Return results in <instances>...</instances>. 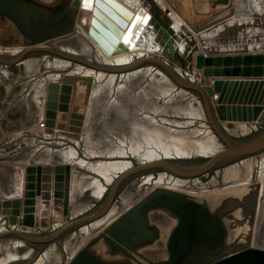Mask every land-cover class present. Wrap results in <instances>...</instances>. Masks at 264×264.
I'll use <instances>...</instances> for the list:
<instances>
[{"label": "bare ground", "instance_id": "obj_1", "mask_svg": "<svg viewBox=\"0 0 264 264\" xmlns=\"http://www.w3.org/2000/svg\"><path fill=\"white\" fill-rule=\"evenodd\" d=\"M141 14L143 15V18L140 20L139 26L136 27L135 33L140 34L142 42L143 40H146V43L145 45L139 43V46H137L136 48L137 49L143 48L158 52V45L155 43L154 35L150 31H148L149 15L139 12L137 22L139 21V16ZM145 17L147 18V22H145L144 20ZM177 17L179 18L178 15ZM226 22H225L226 25H228L229 27L232 26L231 21H226ZM234 26H242L245 27L242 30H247L251 26V23L242 22ZM223 29H224V25L220 27L214 26L213 28L208 29L205 33H201L199 35L196 34L198 40L200 39L199 42L201 41L202 43H200L201 47L199 48V50L194 53L193 64H195L196 59L200 55L206 57L214 53L215 50L210 51L209 49H207L206 43L210 40L209 37H213L214 39L213 34L216 32L220 33L221 31H223ZM261 32L264 33V31ZM135 33L133 34V38L136 36ZM71 37H76L78 38L79 41L87 40L84 31L82 29L77 28L76 26L73 32L59 36L56 39L46 41L38 46H32L28 48L23 46L3 47L0 45V61L3 59H6L7 63H10V61L11 62L15 61L16 65L25 67V70L29 74V75L26 74L27 77L28 76L32 77L30 79V82H27V79L24 82L26 85L25 93H28L29 91H33V93L34 92L36 93V90L39 91L41 89L46 91L50 83L51 84L53 83L51 81H53L54 79L60 80L62 78L63 81H65L64 78H70V79L73 78V80L76 81L75 85L72 86L73 88L72 90L75 93L74 96L76 102L79 100L77 102L78 104L79 102L86 103L88 107V112H87V114L89 115L87 116L88 122L85 125L86 128L84 130L86 134L88 133L89 139L91 140L92 138H94V133L91 130L93 128V124L95 123L97 124L101 122L103 129L107 128L108 131H113L110 133L111 136L112 134H114L115 136H119L118 134L121 133V135L127 137L126 138L127 140L130 139L131 141L130 143H128L127 140L123 139L124 141L121 142L123 145L121 147L118 145L117 151L111 150L110 148H109L110 152L105 148L102 149L101 151L96 150L94 152L91 149L86 150L91 152V155L92 154L94 155L96 153L95 157L99 155L105 158L101 162L92 163L88 161L89 159L86 160L79 157L75 149L69 147L63 149L62 147L63 145H65L63 143L66 142V141L62 142L64 139H68V140L70 139L75 143H78L80 140L84 139L82 135L85 136V134L82 133L78 135L76 132H75L76 134H74V132L73 134L70 133L68 134L67 132L66 133L60 132L62 134L60 135L57 134V137L59 136V138L57 137L55 138V139H59L57 142H51L50 144H46L41 149L38 148L39 149L38 151L35 150L34 152H32L33 154L31 159L33 161V164L37 165V167H41V164L43 163H50L54 167L58 164L70 166V171L72 167L87 168L88 170L99 173L100 176L105 178L107 183H110L111 181L113 182L115 178L116 179L119 178L121 174L125 173L126 170L130 169V167L132 168V165H134L133 162H138L140 165V164L159 161V160H184L194 157H210L212 155H215V153H218L222 149V145L218 142L217 137L211 132L212 130L207 128L208 117L205 113L202 99L198 95L193 94L192 92H189L184 88H180L182 87V85L178 84L177 86L176 85L177 83L174 81V79L170 77V75H168V73L165 70L157 67L154 64L156 63L161 64L166 69H171V71H173L178 77L179 75H182L183 77H187V79H189L188 80L189 83L195 82L196 84H198V86L204 87L206 86L205 85L206 78L204 75H202L201 72L197 70L196 67L189 68L188 66L187 68L182 69L179 64L177 65L173 64L171 60L168 62V59L164 58L163 56L162 58L150 56L147 54L146 51L138 54L136 53L128 54L127 52H124L120 55H115V57H112L107 55L101 48L97 49L94 45H90L86 42H85L86 44H84L83 42L79 43V41H73ZM129 37L130 34L129 36H126L125 40L132 44L133 41L129 39ZM225 40H227V43H233L231 37H228ZM262 51H264V49ZM23 53H25L26 56L21 58V60L18 59V57L21 56ZM39 53L42 54L49 53L52 55H57L59 57L54 58L55 60H52L51 56L49 57L48 55H42L40 58L31 57ZM241 53H249V52H241ZM62 57L74 58L78 60L81 59L87 65L84 66L81 64H74L70 60L64 59ZM142 58L150 59L149 61H147V63L149 64L142 63L143 66L141 67H146V68H141V69L138 68L137 70L134 69L133 71L126 73H116V74L104 73L101 71H95L94 69L87 67L90 66L89 64H95L103 67L119 68V66L130 65L133 61H137ZM44 63L46 65L44 68L46 71H43L42 72L43 74L42 73L38 74V72L41 71L39 70L41 64ZM8 66L9 65L7 64L0 63V74L4 72V70L2 69H7ZM216 76H220V75H216ZM249 76L250 75L241 76V77L248 78ZM216 82L217 81H215L214 83ZM213 88L215 90H218L219 88L221 89L222 86L220 87V84L216 83L213 85ZM23 93L24 92H22V94ZM29 93L31 94V92ZM155 93L157 96L155 95ZM159 101H162L165 107H168L170 109L169 112L170 111L173 113L179 112L181 114L185 112V115L192 117L190 119L194 118V120L188 119L189 120L188 122L183 123L181 125L180 124L177 125L176 122H173L172 120L173 125L170 124L171 122L169 123L170 125L167 124L166 122L165 125H161L160 121H158L159 119L156 116L155 117L151 116L147 112L140 113L139 116H137L135 115V112H133V111H141L142 109H145V111H153V112L157 111L159 109L158 106ZM99 110L103 111V117H105L111 112V116L117 118L113 119L112 117L109 120L112 124H110V122L107 120L103 121L104 119L100 121V118H97L99 115L98 113L100 112ZM131 118L132 119L135 118V119L131 120ZM156 118L158 120H156ZM139 119L141 121H138ZM204 119L205 120L207 119L206 120L207 122ZM178 127L181 129H178V131L176 130L177 132V133L175 132L176 134L168 135L167 137L168 139L169 138L178 139L180 136L182 137L180 139L181 142L178 141L179 142L178 145L175 142V144L173 143V145L171 144L170 146L161 144L160 139L163 138L164 140L167 139V137L161 138L159 133L165 132L168 134L171 133L172 131V130L170 131V129L172 128L174 129ZM223 127L226 128L227 133L232 137L246 136L250 132H253L256 128L255 123H251L249 125L243 122H237L233 127H229L226 125ZM108 128H110L111 130ZM38 129L39 128L37 127V132L45 131V128L44 130H41L40 128L39 131ZM87 129L89 130V132L86 131ZM46 132L50 133L52 132V130L46 129ZM48 133L47 134L45 133V135L47 136L52 135ZM99 135L100 134H98V136ZM196 135H199L200 139L199 138L192 139V137ZM95 137H96L95 139H97V135ZM105 144H102V146H104ZM167 144L169 143L167 142ZM94 149H97V147H95ZM104 151L106 152L108 151V152L106 153ZM41 159H44L45 161L42 162ZM113 159H120V161H113ZM29 162L31 161L29 160ZM27 167L28 166H26V170ZM28 169H30V165ZM21 171L23 173L24 170ZM21 171L16 170V172H21ZM95 179H93V183H92V186H96L95 187L96 189L94 190L93 194L96 196L97 199H100L106 193L107 186H105L106 184L104 185L101 182H99L98 179L97 180ZM90 182L88 181V183ZM140 184L141 185L133 184L128 188H126L129 191L124 192V194L121 196V199L119 201L117 202L114 201L112 207L106 213H104L102 217L98 219L96 222H93L91 225L87 227L85 226L84 228L74 232L73 234H70L69 237L67 236V238L64 237L63 239L54 242V244L52 243L53 245L50 244L51 246L48 247L45 251H43L41 254L39 253L42 250L39 251L38 253V251L34 249L36 251L35 253L36 255L32 254V250H30L27 254L18 256L15 253H13L11 250L20 247L21 245H23V242L20 240H13L12 244H14V248L12 247V249L10 250L11 253L9 252L8 257H6L5 260H3L4 258L3 259L1 258L2 260L0 259V264H12V263L26 264L24 262L27 259H31L33 257L34 260L31 261L29 264H63L64 262L62 261L64 260V257L65 258L67 257L65 263L69 264L70 263L69 261L76 256V253L81 251L93 238L97 237L101 232H103L106 227H108L112 222H114L117 218H119L125 211H127L130 207H132V205L143 199L146 195H148L157 188H163L170 191H177L183 194H187L186 196L190 197V199L197 200V202L205 201L210 205H217V203H219L225 197H232V196L242 200V202H244L246 206L249 204L251 205L253 201L255 202L256 213L255 216L253 217L254 230L252 236V243L253 245L258 246L261 244V239H264V152L256 156L244 158L242 160L224 166L220 169H217L212 180L208 183L202 182L201 179L186 180V179L175 178L173 176H169L165 174H160L156 178H152L151 176H146L142 178ZM17 185L19 187V184ZM137 186L139 187L136 188ZM146 188H151L152 190H150L149 192L147 191L146 194L144 193V190ZM210 189H214L215 193L207 194ZM194 190H198L200 195L190 194L194 192ZM20 191L16 190L17 197L13 198L12 201L13 205L19 204L20 206V203L23 202V201L22 202L17 201V200L21 201L20 197L22 198L21 196L22 192ZM74 199H76V197ZM72 202L73 200H71V202H69L68 204ZM73 203L72 205H74ZM23 204L24 203H22V205ZM76 208L77 206H75L73 209L72 208L70 209H72L73 210L72 212H74ZM83 208L82 210L87 211L88 206L85 209ZM15 210L17 211V207ZM164 210L165 209L162 208H156L153 209L152 211L150 210L148 212V215L151 214L152 216H154V213H160L161 211L166 212L167 209L165 211ZM172 218L174 219V216ZM65 221L69 222L66 216L61 221H56V223L54 222V224L51 225V228L52 226L54 227V229L52 230L56 231L60 229V227L66 224ZM18 222L20 221H14L13 223H9V222H5L3 219L0 218V237L5 236L3 235L4 233L2 232H5L8 228L10 229L9 231H11V229L14 228L16 229L15 232L18 231L19 234L23 233V234H28L29 236L30 235L37 236V234H39L40 230L38 228L28 229L27 227L23 226L21 222L20 225L16 224ZM7 223L9 224V226ZM13 236H18V235H13ZM73 238H77L79 240L76 247H74L75 245H72L71 243L72 241H70ZM9 242L11 241H8L7 243ZM6 245L9 246V244ZM6 245L4 246L6 247ZM262 248L264 249L263 246ZM89 254L93 258L102 262L103 264H137L135 261L127 258L126 256L113 251L112 248H110V246H108V244H106L104 241L100 242L98 245L92 248L89 251Z\"/></svg>", "mask_w": 264, "mask_h": 264}, {"label": "rangeland", "instance_id": "obj_2", "mask_svg": "<svg viewBox=\"0 0 264 264\" xmlns=\"http://www.w3.org/2000/svg\"><path fill=\"white\" fill-rule=\"evenodd\" d=\"M38 1H41L42 3H45V4L53 5V4H56L59 0H38ZM119 1L125 4L126 6L131 7L133 10L137 9L141 5V0H119ZM163 1L164 3H166V5H168V7L172 10V12L176 16L177 15L179 16V18L181 19L179 20L182 23H184V25L187 26L188 28L206 29V28H213L214 25H217L220 27V26H223L222 22L224 23L226 21H231L232 26L237 25L242 22L251 23V26L249 27V29L241 30L237 36L231 38L233 43H227V40L217 39L218 33L217 32L214 33L213 34L214 39L213 37H209L210 40L206 43L207 49H209L210 51L215 50L214 53L206 57L202 55L199 56L196 59L198 63L195 61V64H192L191 66H189V68L196 67L197 70L201 72L202 75L205 76L206 78L205 85H209L211 87H213V85L216 83H219L221 87L223 86L224 81L227 79L235 81L236 87L234 88V90H232V92H230L229 96L222 95V89H223L222 87L221 89L219 88L218 90H216L214 96L210 99V101H212L211 102L212 108L218 110V112H220V115H223V117H225L226 119L223 121L224 123L223 126L226 125L229 127H233L235 126L237 122H243L249 125L251 123H255V127L258 130L257 132L264 130V77L255 76V75L261 74L260 73L261 69H264V63L262 62L260 58H257V57H261L264 55V51H262L264 49V33L261 32V31H264V29L260 27L261 25H264V0H227L226 3H223L220 0H209L208 2L207 1L204 2V0H163ZM204 3L206 4V7H204ZM98 6L99 7L94 6V9L91 11L86 10V9L79 10L77 14L76 26L77 28L82 29L84 31L88 41L86 39H85L86 41H84L83 39H82L83 41H79L78 38L76 37H71V38L73 41H79V43L83 42L84 44L88 43L90 45H94L97 49H100L96 41L88 33L91 23L93 22L94 24L97 25L98 21H100L101 19V20H105L107 22V25H109V27L114 28L116 26V22H119L122 25H125L124 24L125 22L118 14H116V12H114L110 8L103 5L102 2H99ZM142 18H143V15L141 14L139 16V21L136 23V26L133 29L131 36L129 37V39L133 41L132 45L134 46L133 47L134 49L137 46H139V43H142L140 34L135 33L136 27L139 26L140 20ZM219 29H222V28H219ZM134 33L136 34V36L133 38ZM127 48L128 47L124 45L122 46L123 50L121 49L118 50L117 48L115 49L114 53L115 55H120L124 52H127L128 54L130 53L138 54V53L146 51L147 54L150 56L160 57V58H162L163 56L164 58H166L164 55L158 53L157 51H152V50L143 49V48L138 49V50L132 49L131 51V50H127ZM241 52H249V53H241ZM42 55H48L49 57L51 56L52 60H55L54 58L59 57L57 55H52L49 53H44V54L39 53L31 57L40 58ZM115 55H112V57H115ZM169 61L170 60L168 59V62ZM171 62L176 65L178 64L176 60L171 61ZM74 64H77V63H74ZM45 66H46L45 63L41 64L39 68V70L41 71L38 70L39 71L38 74L42 73L43 71H46L44 69ZM141 68H146V67H141ZM2 70H4V72L0 74V77H1L0 79V195H1L0 196V218L3 219L5 222H9V223H13L14 221H20L22 225L27 227L28 229L38 228L40 232L39 234H37V236H45L48 234V232L53 231L52 229H54V227L52 226L51 228V225H53L54 222L56 223V221H61L63 218H65L62 211L65 210L66 203H67V209L69 210V215L67 219L69 221L79 219L82 216L87 215V213L90 212L91 210L94 211L95 209H97L104 202V200L106 199L108 195V191L110 187H112V185L116 181V178L115 180H113V182L111 181L110 183H107L105 178L100 176L99 173L88 170L87 168H73L72 167L70 174H69L66 168H64L65 165L58 164L54 167L50 163H43L41 164V167L49 166V167H52L53 169V171L50 174V182L48 183L49 187H47L46 181H44L43 177H41L43 173L41 174V172H38L39 167L33 164V161L31 159L32 154H33L32 152H34L35 150L38 151L39 149L44 147L46 144H50L51 142H57L59 140V139H55L57 137V134L60 135L66 132L68 134L69 133L73 134L74 132V134L77 133L79 135L83 133L85 134V136L82 135L84 139L80 140L79 141L80 143L79 142L75 143L74 141L70 139L69 140L64 139L62 142L64 141L66 142L63 143L65 145H63L62 147L63 149L67 147L73 148L77 151L79 157H81L82 159H86V160L89 159L88 161L95 163V162H101L105 158L99 155L98 156L96 155L97 157H95L96 153L94 155L93 154L91 155V152L86 151V150L91 149L94 152L96 150L101 151L102 149L105 148L109 152H110V149L117 151L118 145L121 147L123 145L121 142L124 140H127L126 139L127 137L121 135V133L118 134L119 136H115L114 134H112L111 136L110 133L113 131H108L107 128L103 129L102 123L99 122L97 124L96 123L93 124V128L91 130L94 133V138H92L91 140L89 139L88 133L86 134L84 130L86 128L85 125L88 122V119H87V116H89L87 114L88 107L86 103L79 102L78 104L77 103L79 101L78 99H77L78 101L76 102V99L74 96L75 93L72 90L73 89L72 86L75 85L76 81L73 80V78L72 79L64 78L66 82L63 81L62 78L60 80L54 79L53 81H51L53 83L52 84L50 83L48 89L45 88L46 91L42 89L39 91L36 90V93L35 92L33 93V91H29L31 92L30 94L29 92L25 93L26 85L24 82L26 79H27V82H30V79L32 77L30 76L27 77V75L29 74L25 70L24 66H20V65H16L15 63H12L11 65L8 66L7 69H2ZM235 73L237 74L234 75ZM248 74L250 75L248 78L241 77V76H245ZM216 75H220V76H216ZM215 81L217 82L214 83ZM176 85L178 86V84ZM22 92L24 93L22 94ZM159 103H162V104H159ZM159 103H158L159 109L157 111H154V112L145 111V109H142L141 111H133V112H135V115L137 116H139L140 113H144V112L149 113L151 116H154V117L156 116L159 119L158 120L156 118V120L160 121L161 125H165L166 123L169 124L170 122H171L170 124L173 125L172 120L173 122H176L177 125L186 123L189 120H194V118L190 119L192 117L185 115V112H183L182 114L179 112H176V113L175 112L173 113L171 111L169 112L170 109L168 107H165L162 101H159ZM99 111L100 112L98 113L99 115L97 118H100V121L103 119H104L103 121H106V120L109 121L112 117L113 119L117 118V117L111 116V112L105 117H103V111L101 110ZM133 119L131 118V120ZM83 120L86 123H84ZM40 121L45 123L44 132H37L38 126L36 125L41 123ZM138 121H141V120L139 119ZM110 124L112 123L110 122ZM193 128H196V127H193ZM207 128L212 130L211 127H209V125ZM46 129H50L52 130V132L48 133L46 132ZM178 129H181V128L179 127L174 128V129L172 128L170 129V131L172 130L171 133L167 134L165 132H161L159 133V135L161 138L167 137L168 135L176 134L177 133L176 130L178 131ZM86 131L89 132L88 129ZM211 132L216 136V134L213 131ZM45 133L52 134V135L47 136L45 135ZM98 134L100 135L98 136ZM96 135H97V139H95ZM57 138H59V136ZM181 138L182 137L179 136L178 139L172 138L173 139L172 140L170 138L168 139L167 137V139H164L165 141L163 140V138L162 139L159 138V139L161 140V144L170 146L171 144L173 145V143L175 144V142L178 145L179 144L178 141H180ZM198 138L200 139L199 135L192 137V139H198ZM217 140L222 145L218 137H217ZM127 141L128 143H130L131 140L128 139ZM167 142L169 144H167ZM102 144H105V145L102 146ZM95 147H97V149H94ZM223 147L224 146L222 145V148ZM203 158L204 157H194L191 159H184V160H204ZM29 160L31 162H29ZM41 160L42 162L45 161L44 159H41ZM113 161H120V159H113ZM133 163L134 165H132V168L130 167V169H133L135 164L139 165L138 162H133ZM23 164H25L28 167L30 165V169H28L27 167V170H26V166ZM56 167L57 168L61 167L63 169H58L57 171H55V169H57ZM19 168L20 169L22 168L21 170H24L23 173ZM130 169L126 171H130ZM16 170L21 171V172H16ZM215 172L210 174L207 177H204L203 179H201V181L204 183L210 182L213 176L215 175ZM94 177L97 178L99 182H101L104 185L106 184L105 186H107L106 193L100 199H97L96 196L93 194L94 190L96 189L95 188L96 186H92L93 179H95ZM156 177L157 176H155L154 178ZM141 180H142V177L140 176L139 177L135 176L132 179H130L126 183L124 188H122L119 191L118 197L116 198V202L121 199V196L124 194V192L129 191L126 188H128L129 186L133 184L141 185L140 184ZM88 181L89 182L91 181V182L88 183ZM17 184H19V187ZM138 187L139 186H137L136 188ZM39 188H40V192H39ZM23 189H24V192H23ZM16 190L17 191L22 190L20 191L22 192L21 193L22 198L18 196L20 197L21 201L19 200L17 201L18 202L23 201L22 202L24 203L23 205L22 203H20V206L19 204L13 205V202H12L13 198L17 197ZM150 190L152 189L146 188L144 190V193H146L147 191L149 192ZM70 192L74 196L71 195ZM173 192L180 193L177 191H173ZM212 193H215L214 189H210L207 194H212ZM190 194L200 195L198 190H194V192ZM184 195H187V194H184ZM70 196H73V197H70ZM75 197L76 199H74ZM71 200H73L74 203L73 202L72 203L75 206H77L76 210H74L75 213L72 212L73 211L72 209L75 206L72 205V203L68 204L69 202H71ZM68 206L72 209H70ZM87 206L88 208L90 206L89 209L87 208V211L82 210L83 207H84L83 209H85ZM16 207H17V211L15 210ZM255 210H256L255 207H253L250 204L247 206L244 205V208L240 207L236 209V213L234 214L235 218L232 219V221H234L233 222L234 226H232L233 229H231L230 231L229 241H237L236 238L237 236L240 235L239 233H241L242 235L243 234L246 235L250 231V233L253 234V230H254L253 229L254 228L253 227L254 225L253 217L255 216V213H256ZM71 216L72 217L75 216V217L72 218ZM251 217H252V220H251ZM148 219H149V224L152 228H155V229L158 228L159 230L158 239L154 243L136 248V250L142 255V257H139L137 255H134V256L138 259V261L144 264H147L145 259L153 261V262L167 260L169 257V252L167 249V241L171 234V231L177 225L178 219H175V218L173 219L172 216H170L169 211H166V212L161 211L160 213H154V216L150 214L148 215ZM20 222L16 224L20 225L21 224ZM30 222H32L33 225H30ZM9 230L10 229L8 228V231ZM6 231L2 233H6ZM73 233L74 231L68 233L65 236V238H67V236L69 237V235ZM77 238H73L74 240L73 239L70 240L72 241L71 242L72 245H75L74 247H76L79 241ZM13 240L22 241L21 239L15 238V237H7V238L0 237V248H2L0 249V259L4 258L3 260H5L6 257H8L10 250L12 249V247L14 248V244H12ZM8 241H11V242L7 243ZM263 241L264 239H261V244L258 245L259 248H262V246L264 247ZM22 242H23V245H21L20 247H17L18 249L17 248L12 249L11 251L18 256L25 255L30 250H32V254L36 253L35 251L36 249L34 250V248H32L31 246L26 245L24 241ZM5 243L9 244V246L6 245ZM4 245H6V247ZM33 245L43 246V244H40V243H34ZM51 245H49L48 247H50ZM48 247L44 248L39 254L45 251ZM33 260H34V257L31 259H27L26 260L27 262L25 261L24 263L29 264ZM66 260H67V257L66 258L64 257V260L62 261L64 262L63 264H66L65 263ZM12 264H15V263H12Z\"/></svg>", "mask_w": 264, "mask_h": 264}, {"label": "water", "instance_id": "obj_3", "mask_svg": "<svg viewBox=\"0 0 264 264\" xmlns=\"http://www.w3.org/2000/svg\"><path fill=\"white\" fill-rule=\"evenodd\" d=\"M59 1L50 5L38 0H0V45L29 48L71 33L75 30L79 10L91 11L94 6L99 7L98 3L102 2L125 22V25L116 22L114 28L109 27L107 22L101 19L97 25L91 23L88 33L107 55H115V49L123 50L122 46L124 45L128 47L127 50H135L134 46L125 39L129 34L131 36L137 23L138 14L142 12L149 15L148 31L154 35L158 52L171 61L176 60L181 68L185 69L193 64L194 53L201 47L200 43L202 42H199L200 39L198 40L196 34L205 33L210 29L188 28L163 0H141V5L135 10L119 0ZM220 1L226 3L227 0ZM222 25H224V29L217 35V39L220 40L235 37L240 33V30L245 28L242 26L229 27L225 22H222ZM260 27L264 29V25ZM145 43L146 40H143L142 44L145 45ZM136 50L138 49L136 48ZM22 55L18 59L21 60L26 56L25 53ZM62 58L73 63L87 65L81 59ZM257 58H260L264 63V55ZM149 60L142 58L133 61L130 65L119 66V68L95 64H89L90 66L87 67L104 73H126L141 68L142 63L149 64L147 63ZM0 63L11 65L15 61L7 63L6 59H3ZM154 65L165 70L177 84L182 85L180 88H184L202 99L208 117V125L224 147L215 155L204 157V160H159L140 165L135 164L133 169L126 171L116 179L104 202L94 211L88 212L87 215L70 220L60 229L48 232L45 236H29L28 234H19L18 231L15 232L16 229H11V231L7 229L3 234L5 236L2 237L19 238L39 253L68 233L76 232V230L87 227L100 219L112 207L119 191L135 176L154 178L165 174L186 180L203 179L217 169L264 152V130L243 137H232L227 133L226 128L222 125L226 120L225 117L220 115L218 110L212 108L210 99L216 92L213 87L209 85L200 87L195 82L189 83L187 77L182 75L178 77L171 69H166L161 64ZM260 73L256 76L264 77V69H261ZM222 87V95L229 96L236 87V83L234 80L227 79ZM64 168L70 174V167L65 166ZM58 169L63 168L58 167L55 171ZM38 170L41 174L43 173L42 177L49 187L52 167H39ZM244 205L246 206L242 200L233 196L225 197L217 205H210L205 201L197 202V200L190 199L183 193L157 188L93 238L69 264H103L89 254V251L102 241L108 244L113 251L126 256L137 264H144L138 261L134 255L142 257L136 248L154 243L158 239L159 230L152 228L148 219V212L156 208L167 209L170 216L178 219V223L171 231L167 241L168 259L159 262L145 259L147 264H264V249L252 244L253 234L250 231L246 235L239 233L237 241H229V234L234 226L232 219L235 218L236 209L244 208ZM251 205L255 207V202L252 201ZM62 212L67 218L69 215L67 203ZM30 225H33L32 222ZM34 243H40L43 246H35Z\"/></svg>", "mask_w": 264, "mask_h": 264}, {"label": "built area", "instance_id": "obj_4", "mask_svg": "<svg viewBox=\"0 0 264 264\" xmlns=\"http://www.w3.org/2000/svg\"><path fill=\"white\" fill-rule=\"evenodd\" d=\"M38 127H39V129L41 128V130H44L45 124L43 122H41L38 124Z\"/></svg>", "mask_w": 264, "mask_h": 264}, {"label": "flooded vegetation", "instance_id": "obj_5", "mask_svg": "<svg viewBox=\"0 0 264 264\" xmlns=\"http://www.w3.org/2000/svg\"><path fill=\"white\" fill-rule=\"evenodd\" d=\"M207 122V121H206ZM210 126V125H209ZM256 129V128H255ZM258 130H255L254 132H250L249 134H254V133H256ZM248 134V135H249Z\"/></svg>", "mask_w": 264, "mask_h": 264}, {"label": "crops", "instance_id": "obj_6", "mask_svg": "<svg viewBox=\"0 0 264 264\" xmlns=\"http://www.w3.org/2000/svg\"><path fill=\"white\" fill-rule=\"evenodd\" d=\"M206 1L208 2L209 0H204V2H206ZM204 7H206V4L205 3H204ZM202 10H203V8H202Z\"/></svg>", "mask_w": 264, "mask_h": 264}, {"label": "snow or ice", "instance_id": "obj_7", "mask_svg": "<svg viewBox=\"0 0 264 264\" xmlns=\"http://www.w3.org/2000/svg\"><path fill=\"white\" fill-rule=\"evenodd\" d=\"M144 20H145V22H147V18L146 17L144 18Z\"/></svg>", "mask_w": 264, "mask_h": 264}]
</instances>
